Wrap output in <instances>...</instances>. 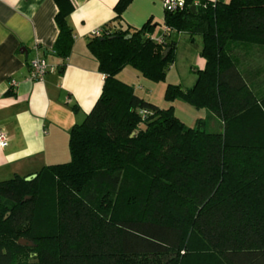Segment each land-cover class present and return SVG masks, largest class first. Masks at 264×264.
Segmentation results:
<instances>
[{
	"label": "trees",
	"instance_id": "obj_1",
	"mask_svg": "<svg viewBox=\"0 0 264 264\" xmlns=\"http://www.w3.org/2000/svg\"><path fill=\"white\" fill-rule=\"evenodd\" d=\"M53 1L52 53L64 59L73 3ZM129 1L116 2L115 20ZM162 24L200 34L204 60L193 85L167 84L164 100L207 109L220 131L202 119L184 125L173 105L160 108L116 77L129 65L165 79L176 42H156L150 20L91 35L86 46L104 79L69 131V160L30 180H0V264H264V91L232 54L236 44L264 46V0H185L164 10Z\"/></svg>",
	"mask_w": 264,
	"mask_h": 264
},
{
	"label": "crops",
	"instance_id": "obj_2",
	"mask_svg": "<svg viewBox=\"0 0 264 264\" xmlns=\"http://www.w3.org/2000/svg\"><path fill=\"white\" fill-rule=\"evenodd\" d=\"M71 1L73 10L66 22L73 43L62 59L52 53L58 34L53 0H0V132L5 136L0 145L1 177L26 176L69 160V131L90 111L104 79L86 46L93 31L140 27L150 20L155 27L152 36L157 38L165 28L162 0H130L117 20L113 8L118 0ZM182 34L171 31L168 39L177 45ZM41 55L55 69L40 81L30 80L28 62ZM127 66L116 77L134 90L141 75ZM203 66L202 59L196 69Z\"/></svg>",
	"mask_w": 264,
	"mask_h": 264
},
{
	"label": "rangeland",
	"instance_id": "obj_3",
	"mask_svg": "<svg viewBox=\"0 0 264 264\" xmlns=\"http://www.w3.org/2000/svg\"><path fill=\"white\" fill-rule=\"evenodd\" d=\"M175 39H178L175 36ZM201 35L191 36L183 33L175 47V59L166 69L165 79L152 82L142 76L134 81V91L160 108L173 105L175 116L186 126L194 127L197 119L204 120V129L208 132H218L221 129V121L207 109H196L182 99H175L169 103L164 100V90L167 84H180L184 88L193 85L196 79V69L202 61L200 56ZM233 60L238 64V69L245 73L250 85L255 92L264 91V46L251 44H236L232 48ZM129 67V66H127ZM132 69L131 67H129ZM134 71V70H133ZM143 89H138V86ZM1 177L0 180L11 178Z\"/></svg>",
	"mask_w": 264,
	"mask_h": 264
},
{
	"label": "built area",
	"instance_id": "obj_4",
	"mask_svg": "<svg viewBox=\"0 0 264 264\" xmlns=\"http://www.w3.org/2000/svg\"><path fill=\"white\" fill-rule=\"evenodd\" d=\"M194 3H197L194 2ZM162 5L165 11H177L184 7L185 0H162ZM165 27V26H164ZM171 30L168 27L164 28V31L161 36L159 37H152L156 42L161 43L165 37L169 35ZM100 31L95 30L91 34L92 35H99ZM55 66L50 64L44 56H35L34 58L30 59L28 62V78L30 80H37L40 81L43 79L45 74L53 71ZM13 83V82H12ZM141 114H145V111H141ZM5 144V136L2 132H0V145Z\"/></svg>",
	"mask_w": 264,
	"mask_h": 264
},
{
	"label": "water",
	"instance_id": "obj_5",
	"mask_svg": "<svg viewBox=\"0 0 264 264\" xmlns=\"http://www.w3.org/2000/svg\"><path fill=\"white\" fill-rule=\"evenodd\" d=\"M190 8L193 10L195 7H194V5H192ZM167 51H168V49H165L163 51V57L166 55ZM35 176H36V173H32L30 175L25 176L24 179L25 180H30L31 178H34ZM17 242L20 245H25V246H31L32 245V242L30 240L26 239V238H19L17 240Z\"/></svg>",
	"mask_w": 264,
	"mask_h": 264
}]
</instances>
